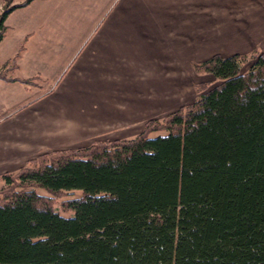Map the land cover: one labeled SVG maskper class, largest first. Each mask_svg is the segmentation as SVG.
<instances>
[{"label":"trees","instance_id":"1","mask_svg":"<svg viewBox=\"0 0 264 264\" xmlns=\"http://www.w3.org/2000/svg\"><path fill=\"white\" fill-rule=\"evenodd\" d=\"M31 1L3 0L0 41ZM253 55L248 71L246 54L196 63L220 84L133 138L43 152L6 173L0 264H264V53ZM18 68L0 61V78L28 83ZM37 188L82 194L65 216Z\"/></svg>","mask_w":264,"mask_h":264},{"label":"crops","instance_id":"2","mask_svg":"<svg viewBox=\"0 0 264 264\" xmlns=\"http://www.w3.org/2000/svg\"><path fill=\"white\" fill-rule=\"evenodd\" d=\"M48 1L32 0L5 21L0 61L16 58L15 77L29 82L0 78V186L6 173L17 172L43 152L107 140V132L127 120H121L122 105L140 111L186 106V95L196 90L192 66L203 59L248 55L256 48L264 53V0H118L112 10L107 7L117 0H93L96 14L107 15L101 32L67 68L68 81L54 86L51 81L58 79L71 56L60 69L49 57L45 62L50 67L43 72L40 66L25 64L28 38L1 47L11 30L30 37L45 15L34 6ZM18 12L28 13L23 18ZM46 43L53 46L50 40ZM128 71L136 78L122 83Z\"/></svg>","mask_w":264,"mask_h":264},{"label":"rangeland","instance_id":"3","mask_svg":"<svg viewBox=\"0 0 264 264\" xmlns=\"http://www.w3.org/2000/svg\"><path fill=\"white\" fill-rule=\"evenodd\" d=\"M2 1L3 0H0V6L2 5ZM25 1L26 0H16L15 2L21 3ZM96 2L98 3V1ZM93 3V0H50L42 4L37 3L34 8L39 9V11H44L45 15L39 21L37 27L34 29V32L30 35V37H27V35L20 37L16 29L14 31L11 30L8 32V39L6 40L5 44H2L1 47L13 44L16 38L19 39L18 43H20V41L23 42L28 38V40L25 41V45H28L29 47V52L25 55L24 59L25 64H34L35 66H40V68L43 69V72H48L44 68L50 67V65H47V62H45L48 61L49 57L56 59L57 67L60 69L63 65V62L67 61L71 56L70 64L65 66V70L62 69L63 71L60 73L58 79L56 81H51V84L53 83L54 86H57L59 83L64 84L66 81H68L66 77H68L67 75L69 68L72 66V63L75 62L74 58L77 59L88 45L91 46L92 43L96 42V37L98 33L101 32L100 30L102 29L104 20L107 17V15L105 17L98 16L96 14L98 9L92 5ZM117 4L118 0L113 1L112 4H110L107 8L112 10ZM27 13L28 12H18L16 16L25 18ZM91 13H93L94 16ZM108 13L109 12H106L105 14ZM94 19L96 20L93 21ZM50 20H52V25L49 23ZM46 39L53 42L52 47H49V44L46 43ZM256 50L258 49L256 48ZM248 55L250 56H248L246 62L243 63V71H248L256 59L253 55V52ZM203 61L205 60L203 59ZM195 65L194 67L192 66L193 71L195 70ZM128 66L129 64H126L127 68ZM67 68L68 71L66 73ZM196 72L197 70L195 71V74L193 73L195 77L194 84H196V90L193 93L186 95V106L191 105L202 92H206L207 90L216 87L221 82L212 74L203 72L202 76L199 77ZM135 78L136 74L134 71L125 72L122 76V83L126 82L130 84ZM33 81L38 83L37 79H34ZM193 87L194 86H192V88ZM35 91L36 89L34 92ZM126 91L128 92V90ZM1 92L2 91H0V93ZM3 93L5 94V92ZM128 100H130V98ZM120 101L123 103V98H120ZM113 102L117 105V101L113 99ZM171 112L173 111H140V108L126 109V107H123L122 105L121 120H127H123L120 124H118L121 125V127H117L113 132L114 134H110L109 131L107 132V141L112 140L111 138L113 136L117 137L119 135H122L121 139L133 138L143 132L147 128V124L152 119H160V122H164L166 121L165 117L169 114H172ZM155 125L156 124L153 123L152 127ZM164 134H167L166 130L153 132L150 134V136L155 137ZM82 147H76L72 149L76 150ZM37 190L40 193L51 197L54 207L65 216H71L73 213L72 211L65 209L66 202H68L69 199L79 197L82 194L79 190L63 191L53 194L42 188H37Z\"/></svg>","mask_w":264,"mask_h":264}]
</instances>
